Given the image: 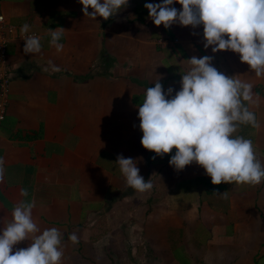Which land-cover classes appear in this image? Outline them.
<instances>
[{"label":"crops","instance_id":"crops-1","mask_svg":"<svg viewBox=\"0 0 264 264\" xmlns=\"http://www.w3.org/2000/svg\"><path fill=\"white\" fill-rule=\"evenodd\" d=\"M161 2L129 0L114 17L96 20L78 0H0L16 29L0 122V230L24 202L34 205L41 232H62L63 264H264V181L213 185L195 162L182 171L171 166L175 148L161 158L141 144L146 89L160 79L175 95L186 60L207 55L219 72L253 85L259 103L249 108L259 127L240 125L234 135L251 140L264 163V76L231 50L205 49L203 25L156 26L144 5ZM24 24L38 34L40 53H24L17 38ZM50 29L63 33L59 51ZM121 154L152 180L150 191L126 185L115 162Z\"/></svg>","mask_w":264,"mask_h":264},{"label":"clouds","instance_id":"clouds-1","mask_svg":"<svg viewBox=\"0 0 264 264\" xmlns=\"http://www.w3.org/2000/svg\"><path fill=\"white\" fill-rule=\"evenodd\" d=\"M78 2L83 5L85 16L104 20L129 6V0ZM175 3L182 5V10L174 7ZM144 7L154 24L165 29L173 24L193 29L203 25L205 49L211 47L213 53L231 50L257 77L264 76V0H162L145 3ZM29 29L30 25L24 24L21 32L27 33ZM62 35L58 29H50V43L57 51L63 48L59 43ZM23 39L25 54L41 52L38 37ZM212 60L207 55L187 59L181 89L175 95L171 87L165 92L160 79L146 89L138 111L141 144L161 158L175 148L169 160L171 166L182 171L195 162L205 169L213 185H258L264 181V163L255 155L251 140L234 134L240 125L259 127L249 108L258 104L259 99H254L251 83L219 72ZM115 162L128 187L138 193L153 188L152 180L145 181L140 175L135 160L121 154ZM33 207L31 203L18 204L11 222L0 230V264H63L62 232L55 227L41 232L32 216ZM25 240L31 241L27 248L13 251L15 245ZM69 240L73 244L79 242L74 233L69 234Z\"/></svg>","mask_w":264,"mask_h":264},{"label":"built area","instance_id":"built-area-1","mask_svg":"<svg viewBox=\"0 0 264 264\" xmlns=\"http://www.w3.org/2000/svg\"><path fill=\"white\" fill-rule=\"evenodd\" d=\"M15 30L14 25L6 22L5 16L0 9V122L4 119L7 112L11 72V65L8 61L7 44L12 35H16ZM28 36L38 37V34L35 32L21 33L17 35V38L21 43L25 44L26 41L23 38H27Z\"/></svg>","mask_w":264,"mask_h":264}]
</instances>
